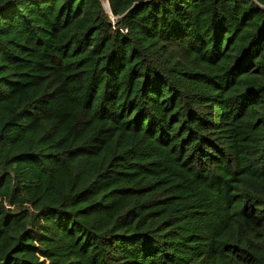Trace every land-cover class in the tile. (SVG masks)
<instances>
[{
    "label": "trees",
    "instance_id": "16d2710c",
    "mask_svg": "<svg viewBox=\"0 0 264 264\" xmlns=\"http://www.w3.org/2000/svg\"><path fill=\"white\" fill-rule=\"evenodd\" d=\"M0 264H264V0H0Z\"/></svg>",
    "mask_w": 264,
    "mask_h": 264
}]
</instances>
